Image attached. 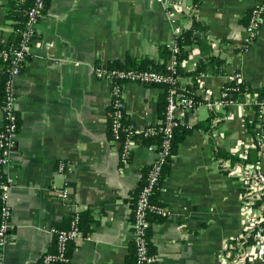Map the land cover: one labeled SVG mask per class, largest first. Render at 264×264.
<instances>
[{"label":"crops","instance_id":"obj_1","mask_svg":"<svg viewBox=\"0 0 264 264\" xmlns=\"http://www.w3.org/2000/svg\"><path fill=\"white\" fill-rule=\"evenodd\" d=\"M10 1L0 0V43H9L14 29L8 19ZM260 1L264 0H201L199 5L195 0L48 2L26 68L12 82L20 123L8 166L14 179L10 236L0 248V264H41L42 256L55 249L50 228H64L71 216L85 211L93 220L88 232L70 242L68 264H134L128 261L134 244V193L145 184L158 154L138 142L130 162L121 163L120 144L109 132L111 88L94 75L93 66L126 63L128 56L170 65L163 50L172 46L175 28L182 32L195 18L205 27L200 34L211 53L225 59L226 70L220 75L205 72L198 92L218 96L236 71L258 90L264 84V18L259 38L243 53L238 45L249 42L246 17ZM188 50L182 66L193 70L202 57L201 46L193 43ZM190 83V76L180 79L181 87ZM124 91L127 117L138 129L161 123L164 87L129 82ZM255 99L248 93L230 108L198 104L179 111L188 132L160 188L159 200L169 213L153 228L155 264H229V241L245 229L243 180L232 168L221 169L215 149L223 146L243 155L253 148L246 118L255 119ZM212 111L219 116L214 126L223 120L213 137L198 126ZM261 119L255 131L264 138V106ZM4 124L0 104V128ZM261 159L264 169V153ZM65 188L68 198L61 195ZM257 255L252 264H264V256Z\"/></svg>","mask_w":264,"mask_h":264},{"label":"built area","instance_id":"obj_2","mask_svg":"<svg viewBox=\"0 0 264 264\" xmlns=\"http://www.w3.org/2000/svg\"><path fill=\"white\" fill-rule=\"evenodd\" d=\"M47 2L48 0H34L28 11L25 28L20 32L21 40L18 46L8 48V43H0V57L4 60H11L12 63L6 88V102L3 104L5 124L0 128V205L2 206L0 213V248L8 243L10 236L12 211L9 203V194L14 184V179L8 171V166L12 160L19 129V118L15 106L16 97L13 93L12 82L17 75L23 72V68L29 60L30 48L35 40V35L38 33L37 25L46 12ZM263 18L264 1H260L251 9L249 21L246 25L249 33V42L246 44L259 38ZM13 31H15V28ZM175 31L176 36L181 34L180 27H176ZM171 49L174 56L179 49L175 39ZM245 50L239 52L243 53ZM167 69L168 71L153 67L126 66L124 63L122 65L107 63L93 66L94 75L98 79L108 82L111 88L109 129L113 139L120 144V161L122 164L130 162L135 144L138 142L143 143V138L157 134L153 126L138 129L134 123H124V118L127 115L125 84L135 82L149 86H161L165 88L166 92V106L160 123V130L163 132L162 139L149 145L145 144L148 149L157 152L158 159L151 164L146 182L136 202V211L132 222L137 254L135 264H155L156 256L149 252V240L146 236V227L149 222L146 220L145 214L146 208L149 207V195L160 186L163 166L171 153L175 129L181 125L178 116L179 111L182 108H193L197 104L192 97L181 90L179 80L174 76L173 63L168 65ZM235 78L238 80L242 79L240 71H236L229 76L227 83ZM227 83L223 86L218 96L204 95L206 99L204 104L210 109L233 106L236 102L230 93L232 88ZM254 103L259 105V117L262 118L264 101L259 102L255 99ZM122 131L126 132V138L122 137ZM135 133H140L142 137L134 138L133 135ZM253 145L260 147L259 156L262 158L264 138L261 132H257ZM59 169L64 172L65 164L63 162L60 163ZM232 171L239 172L243 180V187H245V191H241V200L245 213V229L239 236L233 238L235 243H229L226 250V258L229 264H252L255 261V254L258 253V255L264 256V202L257 206L255 205L257 200H261L264 197V169L260 161L257 166L236 164L232 167ZM69 192L68 188L62 190V197L68 198ZM152 209L166 216L169 213V208L164 204L152 206ZM50 232L54 236L56 249L55 251L46 252L41 258V264L69 261V244L72 240L82 235L78 214L75 215L69 228L52 226ZM250 238L253 239L251 243L248 242Z\"/></svg>","mask_w":264,"mask_h":264},{"label":"trees","instance_id":"obj_3","mask_svg":"<svg viewBox=\"0 0 264 264\" xmlns=\"http://www.w3.org/2000/svg\"><path fill=\"white\" fill-rule=\"evenodd\" d=\"M49 1L50 0H48V2ZM33 2L34 0H11L10 1L9 3L10 10L8 13V19L10 23L14 26L15 31L12 32L11 41L8 43V48H13V47L18 46V43L21 40L20 32L21 30L25 28L28 11L33 5ZM48 2H47V5H48ZM195 3L196 5H199L201 4V0H195ZM246 18L249 19V15ZM204 29L205 27L203 26V24L199 20L193 18L191 21V26L189 28L184 29L179 36L175 37L177 46L179 48L178 52H176L173 56V51L170 46H167L166 49L163 50L164 54H168L170 56L169 62H172L174 65V70H175L174 76L179 80V83L182 77H185V76L191 77V83L187 85L186 87H181V90L185 92L188 96L192 97L197 102L196 105L204 104L206 101L205 96L198 92L200 77L205 72L211 73L214 75L225 74L226 72L224 68L225 59H223L219 54L211 53V50L209 48L210 46L206 38L201 36L200 33H202ZM36 37L37 35H35V38ZM193 43H198L201 46L202 57L200 58L197 66L193 70H185L182 66V62L185 59H187L188 54H189L188 47L189 45ZM248 45L249 44H246V43L238 45V51L245 50L248 47ZM115 64L122 65L123 63L116 62ZM11 65H12L11 60H4L3 58L0 57V67H1L0 68V104L1 105H3L6 102V88H7V83L10 77L9 69ZM26 65L23 68V70L26 68ZM124 65L141 66L145 68L153 67V68H157L160 70L168 71L167 68L169 64L167 62V63L162 64L161 66H158V65L152 64L151 59H144L141 61H137L135 59H132L130 56H128L127 62L124 63ZM227 85H229L232 88L230 93L232 94V98L234 99L235 102H237V100L241 96H244L248 93H254L256 95L257 101L259 102L264 101V84L258 90H255L251 86V84L245 81L243 78L241 80H238L235 78V79H232L230 82H228ZM165 106H166V92H165V98L161 105L162 116L165 110ZM230 107L231 106L226 107V108H230ZM253 107L257 112L255 119L250 120L249 118H246V126L248 130L252 133V135L256 137L257 131H255V128L257 127L258 123L263 122V120L259 117V105L254 103ZM110 113L111 111H109V114ZM17 116L19 118L18 112H17ZM217 117L219 118L218 114L212 111L211 116L208 119L204 120L203 122H200L198 126L203 127L205 131L209 133L211 137H213L212 136L213 129L221 125L223 122V120H220L218 122V125L214 126L213 119ZM18 123L20 122L18 121ZM124 123L130 124L133 122L129 120L126 115L124 118ZM151 126H153V129L157 131V134L148 136L147 138H143V143L147 145L153 142H159L163 136V132L160 130L161 128L160 124L151 125ZM109 132H110V137L113 138V135L110 129H109ZM187 132H188V128L183 125H180L179 127L175 129L171 153L166 163L163 166V172L161 174V179H160V184H159L160 186L159 188L155 189L149 195V199H148L149 207L146 208L145 218L149 222V225L146 227V236L148 237V240H149V252L151 253L155 251V247L152 244V240H151L153 228L156 224L161 223L166 217V215L159 214L157 211L153 210L152 206L162 205V202L159 200V193H160L161 185L170 172L173 156L176 154L179 148V144L183 141ZM126 135H127L126 132L122 131V137L126 138ZM133 137L134 138L142 137V135L140 133H135ZM212 140H214V138H212ZM259 149L260 147L256 145V146H253V148H251V150H249L248 153L243 154V155H236L234 152L228 151L225 147L218 146L215 149V153H216L217 159H219L220 161L221 169L224 170L225 172H230L231 168L235 166L236 164H251V165L257 166L258 163L261 161V157L259 156ZM223 162H226V164L223 165ZM142 189H143V185L140 186L134 193L132 221L134 220V215L136 211V202L139 198V195ZM244 191H245V187L242 188V192ZM262 202H264V197L261 200H257L255 205L257 206L261 204ZM1 208L2 206L0 205V213H1ZM77 214L79 216V226H80L81 231L88 232L89 223H91V221L93 220L90 212L85 211V212H79ZM75 215L76 214L71 216V218L69 219L67 223L68 225L65 226L64 228H69L71 226L72 221L75 218ZM59 228H63V227H59ZM252 241L253 239L250 238L248 242L251 243ZM230 242L235 243V240L232 239L229 241V243ZM68 256L70 258L69 247H68ZM136 259H137V254H136V247L134 243L131 247V252L128 255V261L135 264ZM69 261L55 262L54 264H68Z\"/></svg>","mask_w":264,"mask_h":264},{"label":"water","instance_id":"obj_4","mask_svg":"<svg viewBox=\"0 0 264 264\" xmlns=\"http://www.w3.org/2000/svg\"><path fill=\"white\" fill-rule=\"evenodd\" d=\"M16 147V146H15ZM15 149V148H14Z\"/></svg>","mask_w":264,"mask_h":264}]
</instances>
